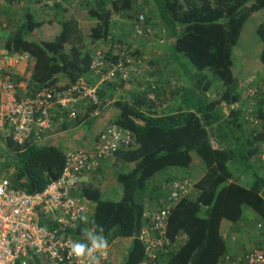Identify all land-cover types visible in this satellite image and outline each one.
Wrapping results in <instances>:
<instances>
[{
  "label": "trees",
  "instance_id": "1",
  "mask_svg": "<svg viewBox=\"0 0 264 264\" xmlns=\"http://www.w3.org/2000/svg\"><path fill=\"white\" fill-rule=\"evenodd\" d=\"M14 1L10 0L9 4ZM136 3L137 0H92L87 9L81 8L85 10H82L83 18L89 22L87 27L61 3H56L55 9H59L62 17L48 22L37 20L33 10L27 7L10 18L9 28L3 23L6 25L2 27L9 33L0 47L9 52L27 53L34 59L30 91L46 87L65 89L82 77L91 78L93 51L89 44L114 42L117 37L113 33L117 25L114 17L130 14ZM147 6L146 27L154 22L162 28L164 39L169 43L167 59L189 76L192 84L182 92V101L175 113L162 115L154 111L156 102L150 95H158L155 82L141 96L147 111L142 109L144 104L141 108L136 104L117 103L121 108L120 117L108 126L119 124L130 129L139 146L122 149L115 155L135 163V168L117 177L123 188L120 201L103 199L100 190L93 187L82 191L87 200L96 204V210L87 223H80L75 234L93 228L99 232L102 227L101 234L107 238L108 245L118 240L110 248L105 264L141 263L145 249L137 235L145 224L147 227L151 223L152 216L145 215V223L141 224L146 211L140 195L149 191V182L157 174L169 168L191 166L192 152H196L205 160L208 170L195 184L197 196L181 199L172 210L167 236L175 246L161 256V264H217L228 254V244L222 234L224 220L239 222L245 206L264 219V176L255 173L251 187L239 182V178L256 170L254 160L264 144V89L260 87L254 102V117L260 122L252 134L246 131V115L241 110H231L229 116L223 111L224 106H234L242 99L243 90L234 74L235 48L241 43L246 22L264 9V0H148ZM47 27L53 31L50 37H45ZM258 33L264 38V26ZM117 42L128 48L117 55L106 53L108 59L113 62L133 59L130 64L134 69L128 81L136 74L143 79L141 75L152 60L136 48L131 50L133 44L121 38ZM138 59L144 65L138 64ZM207 71L224 87L213 99L208 96L213 83ZM62 79H68L69 83L59 85ZM101 110V103L91 104L87 117H95ZM105 129L90 152L100 143ZM3 138L0 134V139ZM212 140L218 143V148ZM5 142L9 151L6 165L14 169L9 179L15 187L35 194L63 174L69 153L59 147L38 145L32 140L19 144L12 137ZM164 192L166 199L169 193L166 189ZM162 207L163 203L158 210Z\"/></svg>",
  "mask_w": 264,
  "mask_h": 264
},
{
  "label": "built area",
  "instance_id": "2",
  "mask_svg": "<svg viewBox=\"0 0 264 264\" xmlns=\"http://www.w3.org/2000/svg\"><path fill=\"white\" fill-rule=\"evenodd\" d=\"M9 3L10 0H0V7ZM145 27V16L141 15L135 32L143 35ZM92 57L91 78L100 81L130 79L133 59L128 57L126 61L113 62L101 50H94ZM137 63L144 65L142 59ZM23 64L28 68L22 72ZM33 64L31 55L0 47V134L12 137L19 144L32 140L40 145L52 129L55 109L67 111L76 119L80 101L98 105L101 100L98 88L85 77L65 89L46 87L30 91ZM260 89L258 86L249 88L248 96L256 100ZM254 115L253 104L246 111V120L256 121ZM135 147L133 131L111 124L94 151L69 153L61 177L51 181L41 192L30 194L0 174V264H86L70 252L72 242H87L83 233L75 234L83 222L81 217L89 218L90 213L89 204L76 195L80 179L96 172L104 159L122 149ZM194 188L189 178L164 184L169 196L163 200V207L151 215V223L137 235L145 249V258L139 264H161V256L175 246L167 236L169 218L181 199L192 196ZM109 250L108 246L107 257L101 258L100 264L108 261ZM217 264H264V244L241 256L226 254Z\"/></svg>",
  "mask_w": 264,
  "mask_h": 264
},
{
  "label": "crops",
  "instance_id": "3",
  "mask_svg": "<svg viewBox=\"0 0 264 264\" xmlns=\"http://www.w3.org/2000/svg\"><path fill=\"white\" fill-rule=\"evenodd\" d=\"M21 1H24L25 3H21ZM69 1L70 0H57L58 3H61L62 7L70 9L71 12L79 18L83 25L86 22L89 23L85 20V18H83L85 15L82 13L81 9L77 8L76 2L73 1V5H69ZM48 3L51 5L52 1L16 0V2H13V4L0 7V20H3L4 17L10 19L16 15H19L23 9L30 7L35 13L37 20L48 22L40 19V16L43 14L41 11V5ZM53 14V19L62 17V13L59 11V9L54 10ZM126 16L127 17H125L124 15V18L120 20V23H117L116 28L119 27L120 29H122L123 26H125L124 24H122V22L127 21H130L131 24L129 25H131L132 27V24L136 19V15L131 14L130 12V14ZM152 25L153 24L149 26L147 25L149 30L151 27H155L162 32V39L160 41L162 45H159L160 48L152 49L151 47L146 45L147 43H144L143 41L138 44L136 43V45L133 46L140 51L139 53H146L148 54V56L152 57V64H148L146 73L150 76L155 77V80L153 82H155L158 88V95L155 94L153 96V100L156 102L154 111H157L162 115L170 112L175 113L181 104L182 92L191 87L192 81L189 76H187L182 70H180L179 67H177V65L167 59V54L169 52V43L164 39L162 28L158 25ZM130 31L131 33H134L132 28H130ZM125 33L130 34L126 30ZM47 34H49V36L46 37H50L53 35V31L47 29ZM123 38L124 37H122L121 39ZM118 40L119 39L117 37L114 39V42L99 41L96 43V45L100 48H103L108 54L117 55L120 54V51L113 44H116ZM126 43L130 44L129 41H127ZM242 44V47L238 49L239 51H236L235 48V59L237 58V66L235 67L236 64L234 65V74L238 79L239 87L243 90L242 99L234 106L223 107V111L226 116H229L230 111L234 109H239L246 115L247 109L252 106L256 100H252L249 96L246 95L245 83L247 82V84H251L250 86H248V88L256 87L258 85H253V78H256V82L259 78H262L258 77L257 75H254V77L252 78L250 77L251 75L253 76V74L250 71L248 62L244 61L245 58L249 56V54L245 53V42ZM153 51L156 54L150 53ZM258 51L259 50L257 48L255 50V55L260 57V60L262 61V52L264 51V49L259 52ZM27 68L28 66H26V64H23L20 67V70L23 72ZM262 68L264 69V63ZM193 71L195 70L193 69ZM177 74L180 75V78L177 77ZM136 75H132V79L128 82H124L119 79H116L114 81H100V79L90 78L92 85L96 86L99 91L102 107L101 112L99 114L97 113L98 115L95 117H87L91 107V104L88 101H80L78 103L77 119L71 118L67 111H63L60 108L55 109L52 129L44 136V140L40 143V145L57 146L66 154L78 150L89 151L94 148V145L100 133L110 123L115 122L120 117L121 108L117 105V103L126 102L130 103L131 105L136 104V106H140L141 108L144 104V108L142 109L147 111L146 105L144 101H142L143 99L141 98V96L143 90L148 88V84L145 85V83H143V79H139V76ZM208 78L213 83L211 90L208 92V96L213 99L218 97V95L223 92L224 87L221 82L218 83V81H215V79L212 80V78H210L209 76ZM68 83V79H62L59 85L65 86ZM219 86L221 89L220 91H212L214 87L218 88ZM92 120L93 122L89 124ZM246 121V131L249 134H252L259 127L260 121ZM212 143L215 148L219 147L218 143L215 140H212ZM138 146L139 144L136 137V147ZM192 159L193 162L188 168H169L157 174L149 182V191H146L143 195H140V201L142 202V205L144 206L146 211V213L143 214L144 217L141 221V224L145 223L144 218H149L156 210L160 208L165 196L164 184L166 182L174 179L189 178L195 186V184L204 177L208 170L205 160L196 152H192ZM254 163L257 166L255 170L256 172L252 171L248 175L239 178V182L246 187H251L253 185L254 180L256 179L255 173L264 176V144L261 145V153L259 154V157L254 160ZM101 166L102 167L99 171L90 175L83 176L80 179L76 191V195L81 197L89 204L90 213L88 219L94 216L96 204L90 200H87L83 196L82 191L87 187H93L100 190L103 199L110 201H120L123 196V188L122 185L118 182L117 177L122 172H131L135 168V163L126 162L125 160L119 158L117 155H114L107 159H104ZM161 186L163 190L159 189L161 188ZM194 189L195 191L191 196L192 198H195L199 193L196 187ZM148 194L150 195L148 196ZM144 227H146V224L143 226V228ZM222 234L228 244V254L241 256L246 252L258 249L264 244V219L259 216L254 209L245 206L243 209V217L239 222L232 223L228 220L223 221ZM185 238L186 237L183 236L182 240L184 241ZM117 241L118 240L114 241L108 246L112 249Z\"/></svg>",
  "mask_w": 264,
  "mask_h": 264
},
{
  "label": "rangeland",
  "instance_id": "4",
  "mask_svg": "<svg viewBox=\"0 0 264 264\" xmlns=\"http://www.w3.org/2000/svg\"><path fill=\"white\" fill-rule=\"evenodd\" d=\"M42 1H45V0H42ZM51 1H52L51 5L49 3L41 5V11L43 13L40 16L41 20H45V21H49L50 19L53 20V15H54L53 12H54V10H56L55 9V4L58 3V2H57V0H51ZM73 1L76 2L77 8H79V9H81V8L87 9V7L89 5L88 3L90 2V4H91L92 0H90V1L89 0H70L69 1L70 2L69 5H73ZM147 1L148 0H137L136 8L131 12V14H135L136 15V17H135L136 19H135L134 23L132 24V27H131V25H129V24H131L130 21L122 22V24H124L125 26H123L122 29H120L119 27H117V28L115 27L114 30H113L114 31L113 33L118 37V39L124 37L123 39L126 42L129 41L133 45H136V43L138 44V43H141V41H143L144 43H147L146 45L151 47L152 49H154V48L158 49V48H160L159 45H162V43H160V41L162 39V32L160 30H158L155 27L154 28L151 27L150 30H149L148 27H145V32H144L143 35H138V34L135 33V25H136V22H137V18H139L141 15L145 16V20H146V24H147V18H148L147 15H148V9H149L148 8L149 6H147ZM22 2H24V1H21V3ZM17 6H19V5H17ZM84 9H82V10H84ZM142 11H144V12H142ZM84 12H85V10H84ZM125 17H127V16H125ZM123 18H124L123 14H121V15L117 14L114 17V22L120 23V20L123 19ZM10 20L11 19L6 18V17H4L3 20H0V42L3 41V39L9 33L8 29L7 30L4 29L2 27V25H3V23H6L8 25L7 28H9L10 27V25H9V21ZM124 21H126V20H124ZM152 24L154 26H157V24L154 23V22H152ZM84 26L85 27L89 26V23L86 22L84 24ZM261 26H264V9L259 11V12L254 13L251 16V18L246 22V24L244 26V29H243L244 31L242 33L241 43H239L238 46L236 47V51H239L238 49L240 47H242V45H243L242 43L245 42V44H246L245 53L249 54V56L246 57L244 61L248 62V66L250 68V71L253 74V76L252 75L250 76L251 78L254 77V75H257L258 77H262V78H259L257 82L255 80L256 78H253L254 79L253 80V82H254L253 85H258L259 87L262 88L264 86V69L262 68L263 63L260 60V57L255 55V50L257 48H258L259 51L264 49V38L261 37L259 35V33H258V30H259V28ZM130 28L133 29L134 33H131ZM47 29H50V31H51V28H47ZM47 29H45V31H46L45 37L49 36V34H47ZM125 30L128 31V33H130V34H126ZM117 37H115V38H117ZM89 45H90V47H91L93 52H94V50H101V51L107 53L103 48L98 47L96 44H92V45L89 44ZM113 45H115L120 52L123 51V49L125 50L126 47L128 48V45H126V44L122 45V44H120L118 42H116V44L114 43ZM134 48L135 47H132L131 50H134ZM248 50L251 51V52H249ZM154 51L150 52V53H155ZM143 55L149 57V60L150 59L152 60V57L148 56V54H146V53L144 54L143 53ZM235 64H236L235 65V67H236L237 66V58L235 59ZM146 72H147V68L144 69V71H143V73L141 75V78H143V83H145V85L146 84L149 85V84L153 83V81L155 80V77L150 76ZM205 73L207 74V76L212 78V80L215 79V81H218V83L221 82L216 76L213 75L212 72L208 71V72H205ZM177 77L180 78V75L177 74ZM250 85L251 84H247V82L245 83V92H246L247 96H248L247 88ZM213 90L220 91L221 89H220V86H219L218 88L214 87L212 89V91ZM6 139L7 138L5 136H4L3 139H0V174L3 175V176H6L8 178H11L13 173H14V169L12 167H7V165H6L8 163V161H9V151H8V148H7L6 142H5ZM193 193H194V191H193Z\"/></svg>",
  "mask_w": 264,
  "mask_h": 264
},
{
  "label": "clouds",
  "instance_id": "5",
  "mask_svg": "<svg viewBox=\"0 0 264 264\" xmlns=\"http://www.w3.org/2000/svg\"><path fill=\"white\" fill-rule=\"evenodd\" d=\"M81 220L85 223L88 222L86 216L81 217ZM101 233H103L102 227L99 232L95 228L85 229L83 235L87 242H72L71 254L86 264H100L101 258H106L108 254V240Z\"/></svg>",
  "mask_w": 264,
  "mask_h": 264
}]
</instances>
